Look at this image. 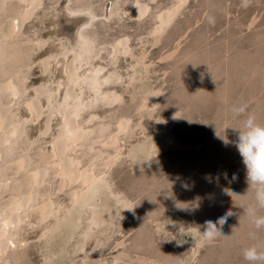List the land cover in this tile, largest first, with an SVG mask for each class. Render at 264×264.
<instances>
[{
	"label": "rangeland",
	"instance_id": "1",
	"mask_svg": "<svg viewBox=\"0 0 264 264\" xmlns=\"http://www.w3.org/2000/svg\"><path fill=\"white\" fill-rule=\"evenodd\" d=\"M85 1L97 14L90 27L94 54L78 74L100 69L109 77L102 91L119 96L81 113L78 124L90 134L70 152L80 170L88 168L107 181L98 190L101 207L95 214L101 224L81 213L83 222L68 236L67 252L54 260L55 243L42 237L53 219L35 223L27 217L11 233L9 247L0 250V264H249L244 250L256 245L264 252V228L256 230L243 216V208L255 203V190L246 182L235 142L249 116L264 125V0H253L248 8L241 0H148L143 15L136 0ZM57 2L41 0L8 38L20 47L17 76L24 93H6L0 101L17 120L27 121L22 146L6 144L12 152L0 163L14 164L26 152L30 168L38 166L43 144L51 139L34 132L24 104L50 79L35 62L47 54L41 42L51 34L47 19ZM168 11L169 23L156 33ZM120 41L129 49L115 54ZM15 68L0 74V84L12 79ZM234 105H247L246 113L234 116ZM19 172L12 176L21 179ZM43 181L39 194L45 200L65 199L68 187L76 186L58 189L53 173ZM228 211L235 214L217 225L221 236L205 242L204 222ZM85 232H93L91 239L75 253Z\"/></svg>",
	"mask_w": 264,
	"mask_h": 264
},
{
	"label": "bare ground",
	"instance_id": "2",
	"mask_svg": "<svg viewBox=\"0 0 264 264\" xmlns=\"http://www.w3.org/2000/svg\"><path fill=\"white\" fill-rule=\"evenodd\" d=\"M40 2L41 0L12 2L0 0V35L4 33L0 38V74L6 75L12 67H16V71H12V79L0 84V98L6 93L19 96L24 93L21 76L19 78L17 76L20 72L17 69L18 61L21 60L20 47L17 42L9 41L8 38L16 33L19 24L31 15ZM135 2L137 11L143 15L148 9V0ZM108 7L111 16L114 12L112 2ZM101 11L103 15V6ZM11 13L14 14L13 19L8 17ZM171 15L172 12H165L160 18V24H157L159 26H154L153 30L157 31L156 33L161 31L169 23ZM96 16L92 5L85 0H60L49 13L47 22L50 23L48 32L51 34L41 42L47 54L38 58L35 64L42 74H48L50 79L46 81L47 83L44 82L35 87L37 95H32V97L36 96L25 101L24 106L27 110V119H30V123L35 126L34 132L51 139L47 144H43L47 146L44 151H40L39 156L42 162L38 166L30 168L32 161L26 152L19 153L14 164L5 161L0 163V210H3L0 250L4 251L6 247H9L11 233L27 217H31L30 221L35 223L44 222L47 218L53 219L52 227L48 228V226L42 237L55 243L53 255H51L54 260L61 257L63 252H67L68 236L83 222L81 213L84 211L91 213V224L98 227L101 224L95 214L101 207L98 190L103 183L107 185V181L99 173H94L88 168L80 170L77 167L78 159L76 161L74 156H70V152L90 134L87 129L78 124L81 113L97 102L112 101L119 97L113 91H102L101 85L105 84L109 77L104 78L102 74L100 75V69L78 74V69L89 63L94 54V39L91 35L94 32L90 27ZM124 43V41L116 43L115 54L128 51L129 48ZM41 96L45 101L39 98ZM26 121V118L17 120L0 101V157L5 159L12 152L6 144L15 148L18 145L22 146L23 142L19 143L24 134ZM118 126L120 130H123L126 123L121 122ZM108 144L112 147L116 145L114 136L110 137ZM113 158L108 157L106 161L111 162ZM47 159H51L52 162L49 160L51 163H44ZM103 160L105 161V158ZM19 171L22 173L21 179H15L13 173L17 174ZM49 173L54 174L58 189L66 187L67 184L68 186L76 185L74 188L68 187L71 190L68 191L65 199L40 198L39 186ZM92 234L93 232L83 234L82 243L75 253L86 248Z\"/></svg>",
	"mask_w": 264,
	"mask_h": 264
},
{
	"label": "clouds",
	"instance_id": "3",
	"mask_svg": "<svg viewBox=\"0 0 264 264\" xmlns=\"http://www.w3.org/2000/svg\"><path fill=\"white\" fill-rule=\"evenodd\" d=\"M252 3L253 0H241V7L248 8ZM207 20L209 24L215 23L213 16H208ZM246 110L247 105H234L231 108V113L234 116H239L246 113ZM235 147L245 166L246 182L249 189L255 190V203L243 208V216H247L255 229L260 230L264 228V215L259 214V210L264 209V125L257 123L255 116H249L245 121L244 128L239 131ZM237 179V174H233L232 180ZM231 194L241 198L245 196ZM234 214L232 211H228L215 222L206 220L204 222L205 230L202 234L200 233L202 239L209 244L214 243L221 236L217 225L223 226L227 219ZM250 236L255 239V232L250 233ZM243 256L249 264H264V252L260 251L256 245L246 248Z\"/></svg>",
	"mask_w": 264,
	"mask_h": 264
}]
</instances>
